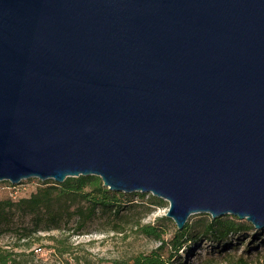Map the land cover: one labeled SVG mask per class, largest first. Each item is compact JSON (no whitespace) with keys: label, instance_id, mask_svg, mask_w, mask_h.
I'll return each instance as SVG.
<instances>
[{"label":"water","instance_id":"95a60500","mask_svg":"<svg viewBox=\"0 0 264 264\" xmlns=\"http://www.w3.org/2000/svg\"><path fill=\"white\" fill-rule=\"evenodd\" d=\"M79 175L264 228V0H0V181Z\"/></svg>","mask_w":264,"mask_h":264},{"label":"rangeland","instance_id":"374dc122","mask_svg":"<svg viewBox=\"0 0 264 264\" xmlns=\"http://www.w3.org/2000/svg\"><path fill=\"white\" fill-rule=\"evenodd\" d=\"M20 183H23V188L16 187L18 197L28 196L36 189L38 181L37 178H28ZM10 189L12 188H8L6 182L0 181L1 197L8 196ZM136 193L138 192L116 191V196L120 199L113 206L116 211L113 207L97 206L87 217L85 207L88 202L81 198L71 200L68 210L56 223H50L46 229L37 230L31 238L29 249L34 253L32 264H66V259L69 260L68 264H74L77 257L80 263L113 264V260H129L140 253H149L159 241L135 232V224L152 222L165 215L168 202L165 200L163 204L150 205V195L142 197ZM56 206L55 204L54 208ZM76 209H83L84 215L79 216L74 212ZM199 214H192L187 220L195 229L200 225L201 219L207 218ZM25 222L31 225L30 216L25 217ZM159 227L165 230L166 239L176 229L171 218L159 221ZM195 235V239L187 241L178 251V256L171 259L170 264H239V257L246 258L249 264H264L263 231H241L237 235H229L222 242ZM50 236L58 240L55 241ZM14 241L12 232L0 234V245H13ZM65 245H70V250L60 255L58 249ZM14 249L23 250L25 247ZM165 250L164 257L168 255L169 247Z\"/></svg>","mask_w":264,"mask_h":264},{"label":"trees","instance_id":"16d2710c","mask_svg":"<svg viewBox=\"0 0 264 264\" xmlns=\"http://www.w3.org/2000/svg\"><path fill=\"white\" fill-rule=\"evenodd\" d=\"M7 183V187H12V183ZM36 189L28 196L13 198L9 192L6 197L0 196V234L12 232L15 238L13 245H0V264H32L34 253L29 249L31 238L39 229H46L50 223H56L62 217L63 213L68 210L69 202L77 198L84 199L88 202L86 217L90 216L97 207H113L120 199L116 196V191L103 185L102 180L97 175H79L66 177L62 182L53 179L40 180ZM140 196L150 195L152 199L148 202L150 205L165 203V200L155 197L150 193H136ZM57 205L54 208V205ZM118 207V206H117ZM116 211V208H112ZM118 211V210H117ZM74 212L79 216L84 215L83 209H76ZM204 219H201L200 225L195 229L185 223L183 229H176L170 238L164 237V229L159 227V221L169 219L163 215L154 219L152 222L135 224V232L153 237L159 241V244L149 253H140L129 260H113V264H170L174 256H178V251L183 248L187 241L193 239V235L198 237L203 235L205 238H211L217 242H222L229 235H237L241 231L255 230L253 225L243 219L231 214H224L217 217H211L208 213H200ZM30 216L31 225L25 222V217ZM232 216V217H229ZM38 238V236H37ZM49 238L58 240L56 237ZM195 239V237H194ZM193 239V240H194ZM24 246L23 250H16L15 247ZM169 247L168 255H165V249ZM26 249H29L26 251ZM70 245H65L58 249L60 255L68 252ZM76 258V257H75ZM239 264H249L246 258L239 257ZM69 260L66 259V264ZM74 264L80 263L77 260ZM173 264V263H172Z\"/></svg>","mask_w":264,"mask_h":264},{"label":"built area","instance_id":"2783aa9c","mask_svg":"<svg viewBox=\"0 0 264 264\" xmlns=\"http://www.w3.org/2000/svg\"><path fill=\"white\" fill-rule=\"evenodd\" d=\"M17 186H22L23 188V183H20V184H14L12 185V189H10V194L12 195L13 198H15L16 196L18 197V191H17Z\"/></svg>","mask_w":264,"mask_h":264}]
</instances>
